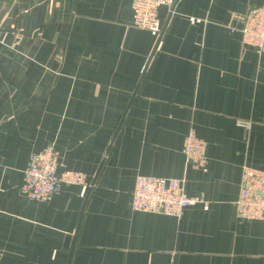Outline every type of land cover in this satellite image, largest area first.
<instances>
[{"label": "crops", "instance_id": "1", "mask_svg": "<svg viewBox=\"0 0 264 264\" xmlns=\"http://www.w3.org/2000/svg\"><path fill=\"white\" fill-rule=\"evenodd\" d=\"M262 4L175 0L148 30L131 0H0V264H264V220L235 205L243 166L264 170V46L240 32ZM50 143L85 183L29 199L28 155ZM139 175L199 202L135 211Z\"/></svg>", "mask_w": 264, "mask_h": 264}, {"label": "built area", "instance_id": "2", "mask_svg": "<svg viewBox=\"0 0 264 264\" xmlns=\"http://www.w3.org/2000/svg\"><path fill=\"white\" fill-rule=\"evenodd\" d=\"M174 3L175 0H131L133 24L142 29L157 30L159 7H171ZM240 32L245 44L255 48L264 46V4L246 12ZM205 150L206 142L190 129L181 148L186 161L204 166ZM85 179V173L81 171L59 170L58 150L50 143L28 155L20 191L29 199L45 201L62 186L84 184ZM198 202L185 193L182 179L139 175L132 191L131 208L179 217L185 207ZM202 204L207 209V203ZM235 205L238 218L264 220V170L243 166Z\"/></svg>", "mask_w": 264, "mask_h": 264}]
</instances>
